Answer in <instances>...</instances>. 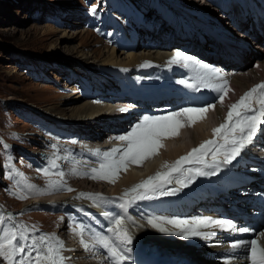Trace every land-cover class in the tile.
Segmentation results:
<instances>
[{
  "label": "bare ground",
  "instance_id": "6f19581e",
  "mask_svg": "<svg viewBox=\"0 0 264 264\" xmlns=\"http://www.w3.org/2000/svg\"><path fill=\"white\" fill-rule=\"evenodd\" d=\"M195 1H198L200 4L203 2L202 5L204 6L206 5L215 8L216 12H223V8L220 7L219 0ZM158 2L159 3L151 2V5V3L147 0H142V7L140 9H137L135 14H132V12L129 11H126L125 13L113 11V15L117 17H125V19L128 18L130 20V23H132L134 26L131 27V33H126V37L122 36V31L118 34V27L112 26L113 33H115V35L118 34L119 39L107 38L108 40L112 41L111 44L116 43L117 45H119L120 51L125 52L127 50L122 48V46L130 40L138 39L140 37L143 41V47H145L144 45L146 43H150L146 45L148 46L145 47L146 49H143L140 45L137 49L132 51L136 52L143 49L141 52L128 55V58H126L128 60L125 62L121 61V59H118L117 57H110V59L108 58L109 60H107L106 63H100V65L94 64L97 69L92 72V77L90 76V78L86 81L84 93L80 94V92H78L79 96L85 94L86 96L84 100L87 101L71 109H68L66 107L64 108L58 104L55 106H48V109L46 110L54 113L55 116L59 115L58 117H60L61 119H51L44 115L47 119L42 118L45 122L43 130H50L55 128L58 132L62 133L64 137L63 139H70L72 141V145L65 146L64 149L66 148L67 150L72 152V154H74H47L49 155V157L47 156L48 160L54 159L55 163L58 165V168L63 169L64 173H71L68 171L70 169H73L72 174L75 175L73 177L74 180H76L74 181V184H77L78 182L80 183V181L78 180L80 177L84 179L81 180V183L79 185L82 188L80 189L82 190L80 195L86 194L81 195L83 198H88L87 194H91L93 196L99 194L100 197H102V199H99L100 202L98 201L96 203L91 201H94V199L88 198L90 201L80 202L81 200L79 199L80 203L76 202V204L74 205L71 202H67V204L72 206L73 210H76V213L84 215L85 223L88 228V235L93 236L95 243L93 245H88L89 247H93V250L95 246L96 249L104 254L106 259L105 262L107 261L106 264H117V261L115 260V258L110 257L107 249L103 248L102 245L97 242L96 234H103L105 236L109 235L115 238L113 239L114 243H119V241L116 240L115 235L112 232L108 231L109 228L114 226V217L117 215L125 217L124 226L133 236V241L130 245V247L132 248L131 259L128 261H124L123 264H130L127 262H132L131 264H140L134 259V256L136 254L147 256L155 261H159V259H168L169 261H175L176 264H198L197 260L200 262L202 258H204L203 261L206 264H225V261L229 258L230 264H251L249 247L242 246L233 250L230 247V244L233 240H243L248 242L253 239H258L261 244H264V236H260V233L264 232V226L263 224H259L254 220L255 214L259 212L255 207L248 206L246 208V211H244L242 214H237V212L233 209L229 210L231 217L230 220H232L234 224H236L237 228L248 227L251 229L250 231L240 233L238 231L232 232L230 230H221L218 227L200 229V231L203 232H215V235L208 239L204 238L203 236L189 237L185 239L183 235L175 234L176 232L180 231L179 229H176L173 225L170 226V224H163L161 223L162 221L158 223H161L163 227L169 229L168 232H161L159 229L152 227L151 225H149L148 227H142L137 222L133 221V219L128 215L129 210L135 211L137 213H139V211H144V213L147 215H154L152 209H155V206L151 204L150 200H152V202H156L159 201L162 197L167 198L170 195L156 196L153 199L135 200L134 202L129 203L135 193H129V195L125 197L121 192L122 190L125 189L127 191L131 189L134 185H137L141 181L146 180L149 176H153L158 171H167V169L163 167L165 162H167L168 164H172L179 157L186 155L192 148L197 147L206 139H213L212 130L213 128L218 127L221 123L224 122V118L226 117L229 110V105L238 101L245 92L249 91L254 85H258L264 80V59H262V57L264 56H258L264 55V48L255 44V46H258L262 51L258 54V52L254 51L253 47L251 46L250 41L253 40H250L249 37L245 36L241 32L238 33V38H240L239 36H243L246 38L243 39V41L239 42L241 46L240 50L245 49L246 60L241 64H238L237 66H233L229 70L218 69L213 63H211V58H209L208 60L206 58L201 60L203 66L197 65L190 68H185L177 64L169 65L170 59L177 51H182L185 54L194 57L193 55L188 54V52H191V50L193 49L192 42L197 37H202L200 40L207 41L204 30L207 29L208 26H216L211 22H215V14L212 11L211 13H205V15H200L198 17L196 12L192 11L190 7H187L183 4L181 6L175 0H158ZM253 2L254 0L247 1V3L250 4H252ZM168 6L170 8H168ZM152 7H157V9L159 10L162 9L160 12H157L158 10L156 9L154 11L157 17L163 16L164 19L160 23V26H162L164 30L153 27V24L148 25L150 28L145 26L147 24V21H145L144 18L147 16H151V14H149L147 11H152ZM167 12H169L168 16L170 15L178 19H170L169 21H167V16L165 15ZM141 14L142 17L140 16ZM133 15L135 16V18L133 17ZM222 19H220L221 22H219L220 24H222L220 26H223L222 29H220L219 26H216L221 30L219 33L221 35L227 34L231 39L235 40L233 36L237 37V35L232 33V29H234V27H231L230 29L227 28L225 22ZM184 22L190 29L187 32L185 31V29H183V27H185ZM228 22H230L229 19ZM104 29L100 30L99 32L104 37H107L106 31ZM168 29H170V32ZM193 29L195 30V32H193ZM167 31L168 34L171 33L172 35L168 36V34L166 33ZM179 33H181L182 35H180ZM198 34L200 35V37L197 36ZM166 37L169 38L168 41L163 39ZM257 37H259L258 40L264 42V36ZM205 49L211 51L209 47L206 48V45ZM247 58H255V65L252 68L250 67L244 69L245 64L248 63ZM104 61L106 60H103V62ZM233 68L235 70H232ZM217 70H219L218 74ZM186 72H188V74L185 76L184 74ZM199 76H203L206 79L210 78L212 82L216 84H222L224 80H227V87L230 89V91L225 94L212 88H203L210 93L211 96L209 97V100L211 99L212 101L205 102L201 106L206 104H213L215 105V108L209 109L204 118L198 119L191 125H189V123L185 119L184 127L179 129L178 135L163 138V146L159 148L157 152L160 155L159 158L161 160L159 163H155L143 169L145 170V172L141 174L135 173L130 168H128V166L126 170L121 168L118 174L112 177L113 182H110L108 179L98 178L99 180H97L91 177L101 174L93 172V169H100L102 163H107L112 159L111 157H113V159H116L115 156L119 154L114 153L109 157H105L104 155L105 152L110 151H105V148H111L112 145L114 148H117L116 146H114V144H111L113 139H116L118 141V148L122 149L123 147L127 146L128 141L120 140L117 137L127 135L129 133V129L132 131V129L137 125H134L132 128V123L137 121L136 119H139L140 123L146 116H164L169 114L170 112L179 110V105L174 98H170V102H172L170 103L166 102L165 100V102H162L163 99L157 97L156 99H150L148 105H141L139 103L137 106H135V109L129 107L128 103L132 102L133 100L138 102L141 99L140 96H142L143 94L157 95L158 93H160V91L169 92L171 84L173 85L174 83H178V81L181 79H188L190 77ZM163 77H169L170 80H162ZM247 78H252V81H258V83L253 84L250 87L249 84L247 85V83H245V80ZM120 83L124 84L127 87L129 86L131 90H134V93L126 92L124 95L115 93L118 92L119 88L121 87L119 86ZM95 84H98L99 87H96ZM261 91L264 90L258 89L257 93H255L254 96L258 97ZM120 92L123 91H119V93ZM221 95L225 96L222 104L220 103L219 99ZM253 107L258 109L259 105L254 102ZM122 108H127L128 110L120 111V109ZM148 111L150 113L143 114L144 116L139 118L142 113ZM260 130H264V125L260 126ZM37 133L38 132H34L33 134ZM45 133L49 134L47 132ZM67 135H70V138H68ZM29 137L33 138L36 141L35 145H37V147H40L41 145V148H37L35 149L36 151H32L33 156L35 157H38L40 154L44 153L42 152L43 148L48 146L50 149L53 148V145L51 144H46V142L41 143V139L37 135ZM173 138L176 139L174 143L172 140ZM253 139L254 142L248 144L241 151L240 155L235 158L237 160V163L239 164L238 169L232 170L228 167L227 164L222 166L221 171L216 174L220 175L221 178L225 180V182L232 181L233 179H238L239 181H241V183L233 186L231 189H228V187L225 186L223 188V190L225 191L220 192L222 189H219V186L215 185L213 182L215 180V175L198 176L192 183L188 184L187 187H181L180 185L176 184L175 181L176 179H184L188 175L186 171L181 173H174L172 177V183L166 186H170L169 188L179 187L180 191L178 192L180 193H183L184 191L191 193L197 192V196L201 191V188L210 191L213 196L214 191L211 190V187L215 186V191L219 192L220 195V197L217 198L219 202H225L226 199L240 200L241 191H239L238 194L237 189L235 188L240 186V184L245 185V187L249 186L246 183L242 182L241 178L246 176L247 178H250V180L252 179L250 185L255 183V181L260 180L259 177H251V175L254 174L252 172L256 169V163H250V161H252V158H246L251 154H258L259 156L264 155V144H258L259 142H261L260 140L263 139L258 138L255 135ZM220 143H223V141L221 140ZM78 157H80L81 159H79ZM206 159L210 162L211 156L209 155ZM92 160L98 161V164H93V162H91ZM145 162H147V160ZM49 163V168L51 169L52 162ZM146 164L147 163H145L144 165ZM191 164L195 163L185 164L183 165V168L188 169L203 167L202 165L192 166ZM56 168H52L51 170L55 171ZM205 170L211 171V169ZM248 171H250L252 174L248 175L244 173ZM84 176H90L91 178H85ZM89 185H91V187H89V189L87 190L86 187H88ZM83 188H86V190H83ZM102 189H104V192L101 191ZM66 198L68 199L69 197ZM57 199L58 198L56 197V195L52 193L49 194V196L30 199V202H26V204L30 205L33 202L40 201H44L45 204H51L57 201ZM207 199L208 196H206L205 199L202 197L200 198V201H204ZM166 203L167 202H163L160 204L165 205ZM170 203L169 205L172 206ZM202 203L204 204V202ZM123 204L129 205L126 210L121 207V205ZM187 209L188 206H185L182 213H178V215L175 216L181 219H191L193 217L199 216H208L214 219H225L221 218V216H215L213 213H199L200 210L198 208L192 207L189 211H186ZM104 213H108V215H104ZM175 216L170 215L171 218H176ZM89 219L90 221L92 220V222L98 225L97 228H94L88 224ZM68 235L72 237L71 244L64 245V248L62 249L66 254V264H86L79 260V254H76L78 249L73 250V248L68 247L74 245L72 241L75 242V235H73L72 232ZM76 243H78V241H76ZM76 246L81 247V251L89 249V247L85 248L84 244L82 243ZM97 253L98 251L96 252V254Z\"/></svg>",
  "mask_w": 264,
  "mask_h": 264
},
{
  "label": "rangeland",
  "instance_id": "374dc122",
  "mask_svg": "<svg viewBox=\"0 0 264 264\" xmlns=\"http://www.w3.org/2000/svg\"><path fill=\"white\" fill-rule=\"evenodd\" d=\"M147 1L159 3L158 0ZM175 1L181 6L183 4L190 7L192 11L196 12L198 17L213 11L215 22H211L219 26L220 29L223 27L219 23L222 18L227 28L230 29L232 27L223 13L220 11L216 12L213 7L202 5L203 2L200 4L195 0ZM92 5H96L95 12L90 11ZM141 7L142 0H0V217H3V220L0 221V236H3L5 230L13 227L27 225L31 229L32 226H35L37 231H29V236H40L45 233L53 235L55 233L54 236L57 238L61 237L59 240L64 245H70L72 237L68 234L72 232L75 235V242L72 241L74 245L72 244L73 246L68 247L73 248V250L78 249L76 254H79L80 261L86 264L107 263V261L105 262L104 254L96 249L95 246L94 250L93 247H89L88 250L82 251L81 247L76 246L81 244V237L89 245L95 243L93 236L88 235L84 215L76 213V210H73V207L68 205L67 202L75 205L76 202L80 203L90 200L80 195L82 191L80 189L82 188L79 185L83 178L80 177L81 179H78L80 183L74 184L76 180L73 177L75 175L72 174L73 169L68 171L71 173H64L61 168L57 167L55 171L49 168V164H51L49 162H53L54 159L48 160L49 155L47 154H51V149L58 150L62 147L60 144L44 137L45 132L51 135V131L43 130L45 122L42 118L47 116L51 119H61L58 117L59 115L55 116L54 113L46 110L48 106L58 104L64 108L71 109L87 101L84 100L86 95L79 96L78 92L80 94L84 93L86 81L90 76L92 77V72L97 69L94 64L106 63L110 57H117L125 62L128 60L126 59L128 55L136 54L148 47L146 45L150 42L148 44L145 42V47H143V41L139 37L123 44L122 48L127 51L121 52L119 45L116 43L111 44L112 41L107 39H119L118 34L121 31L122 36L126 37L125 34L127 32L131 33V27L134 26L128 18L125 19V17L113 15V11H119L120 13L129 11L135 14L136 10ZM170 7L168 6V8ZM155 9L158 10L157 12L162 10L152 7V11H147L151 14V17L147 16L144 19L147 24H153V27L164 30L160 26L163 17H159L156 22L154 21ZM168 14L169 12L165 14L167 21L178 19L168 16ZM140 16L142 17V14ZM133 17L135 18L134 15ZM112 26L119 28L117 30L118 34L115 35L113 33ZM103 29L106 31L107 37H104L99 32ZM232 30L233 33L238 35L239 32L237 30ZM166 33L168 34V31ZM171 35V33L168 34V36ZM248 37L250 40H254L250 41L253 50L257 51L258 54L262 52L255 44L264 48V43L252 39L250 36ZM163 39L169 40L168 37ZM140 45L143 49L132 52ZM103 60L106 61L103 62ZM247 60L248 63L245 64L244 69L252 68L255 65V58H247ZM245 83L251 87L258 81H252V78H247ZM95 86L99 87L98 84H95ZM146 113L149 112L142 113L139 118ZM136 120L132 123V128L139 123V119ZM32 132L38 133L33 134ZM128 132H131V130L129 129ZM35 135L41 139V143L46 142V144H51L55 147L51 149L49 146L45 147L42 150L45 154H40L38 157L33 156L32 151L41 148V145L37 147L35 145L36 141L29 137ZM51 136H56L57 140L64 138L55 134ZM67 136L70 138V135ZM115 140L113 139L111 144L118 148V141ZM172 140L174 143L176 139L173 138ZM262 143L264 144V139ZM111 148H114L113 145ZM111 148L107 147L105 151L111 150ZM159 156L156 153L146 158L139 165L128 162L127 166L135 173L141 174L145 172L143 169L159 163L161 161ZM115 157L118 160L120 153ZM111 158L113 159V157ZM146 160L147 162H145ZM91 162L98 164V161L92 160ZM145 163L147 164L144 165ZM191 165L199 166V164ZM44 168H49L53 174L46 176L38 171V169ZM60 172L64 173L63 177L58 175ZM87 177L91 178L93 176ZM96 179L99 180L98 178ZM50 181H56L57 183L53 185L50 184ZM28 184L35 185L36 188L30 189L27 187ZM89 187L91 185L86 187L87 190ZM169 187L166 186L165 188ZM86 188H83V190H86ZM68 189L71 190L69 191ZM101 191L104 192V189ZM13 192L26 195L27 198L20 199L17 195H13ZM121 192L125 194L126 190L124 189ZM52 193L58 198L54 203L45 204L44 201H40L33 202L30 205L26 204V202H30V199L49 196ZM66 197L69 198L67 199ZM91 201L94 203L100 202L99 199ZM129 213L128 215L133 221L142 227L150 225L148 223L149 217L172 219L167 214L159 215L154 213V215H147L144 211L137 213L131 210H129ZM9 214H11V218H9ZM93 223L89 219L88 224L97 228L98 225ZM161 223L165 224L166 222L162 221ZM170 226L172 225L170 224ZM81 227L84 229L82 233L80 232ZM106 236L114 242L113 239L115 238L109 235ZM116 243L119 246V243ZM95 251H98V253L96 254ZM64 252V250H61V254L65 257L66 254ZM203 259L200 262L197 260L198 264H206ZM66 263L65 259L64 264ZM127 263L131 264L132 262ZM0 264H9V262L0 257Z\"/></svg>",
  "mask_w": 264,
  "mask_h": 264
},
{
  "label": "snow or ice",
  "instance_id": "6c2138e0",
  "mask_svg": "<svg viewBox=\"0 0 264 264\" xmlns=\"http://www.w3.org/2000/svg\"><path fill=\"white\" fill-rule=\"evenodd\" d=\"M90 11H96V5H92ZM177 64L181 67L190 68L193 66H203L202 62L195 57L189 56L182 51H177L170 59L169 65ZM217 70V74H218ZM178 83L186 87L199 91L201 88H212L216 91L227 93L230 89L227 87L228 81L224 80L222 84L213 83L210 78L206 79L203 76L190 77L188 79H181ZM264 90V82L254 85L249 91L245 92L238 101L229 105V110L224 122L218 127L213 128V139L205 140L197 147L192 148L186 155L179 157L172 164L165 162L163 167L167 171H158L153 176H149L146 180L134 185L124 194L125 197L129 193H135L129 203L135 200L153 199L156 196L173 195L180 191V188H165L166 185L172 183L174 173H181L186 171L188 175L184 179H176V184L181 187H187L198 176L216 175L221 171L222 166L230 164L241 151L252 142V139L257 131L260 123H264V91H261L259 96H254L257 90ZM225 96L219 97L222 104ZM259 105L256 109L253 103ZM215 105L206 104L203 106H189L182 107L178 111L170 112L164 116L158 117H144L143 121L138 123L131 132L127 135L117 137L120 140L128 141L127 146L121 151L120 148L111 149L105 152V157H109L114 153H120V158L111 159L107 163H102L100 169H93V172L101 173L93 176L96 179H108L112 181V177L116 176L121 168H127V163L132 162L141 164L146 158L156 154L161 148L162 139L172 137L179 134V129L184 127V120L186 119L189 125L195 123L198 119L205 117L209 109H214ZM127 108H122L120 111H127ZM252 113V114H249ZM223 143H220V141ZM55 147V146H53ZM211 156L209 162L206 158ZM195 163L203 167H195L184 169L183 165ZM58 165L55 161L52 162V168ZM205 169H211L206 171ZM46 176H50L49 168L38 169ZM63 177L64 173H58ZM56 181H50V184H56ZM28 188L35 189V185L28 184ZM69 191L71 189H68ZM142 190V191H141ZM20 199H26V195L18 192H13ZM86 195V194H81ZM89 199H102L99 194L95 196L87 194ZM129 205L123 204L122 208L125 210ZM108 215V213H104ZM11 218V214H9ZM124 216L117 215L114 217V226L108 231L112 232L116 240L119 241V246L115 244L111 238L103 234H96V240L107 249L110 257L115 258L117 264H123L124 261L131 259L132 248L130 247L133 236L124 226ZM3 217H0V221ZM158 221H165L173 225L180 231L176 235H183L185 239L189 237L203 236L208 239L215 235V232H203L202 228L218 227L221 230H230L232 232L245 233L251 229L248 227L237 228L236 224L230 219H214L208 216L193 217L191 219L165 217H149L148 223L161 232H168L169 229L163 227ZM29 231L35 232L37 229L32 226L31 229L27 225H20L12 229L5 230L3 236H0V257L8 261L9 264H64L66 257L61 254L64 244L59 238L52 234H42L40 236L31 235ZM84 231L83 227L80 232ZM264 236V232L260 233ZM81 243L85 248L89 245L81 237ZM242 246L249 247L251 264H264V244H261L258 239L251 241L233 240L230 247L235 250ZM225 264H230V258L225 261Z\"/></svg>",
  "mask_w": 264,
  "mask_h": 264
}]
</instances>
